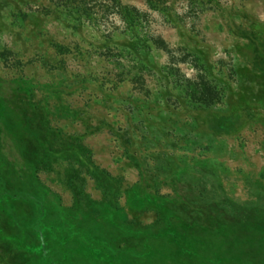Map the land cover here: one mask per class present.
<instances>
[{
    "label": "rangeland",
    "instance_id": "1",
    "mask_svg": "<svg viewBox=\"0 0 264 264\" xmlns=\"http://www.w3.org/2000/svg\"><path fill=\"white\" fill-rule=\"evenodd\" d=\"M0 264H264V0H0Z\"/></svg>",
    "mask_w": 264,
    "mask_h": 264
}]
</instances>
